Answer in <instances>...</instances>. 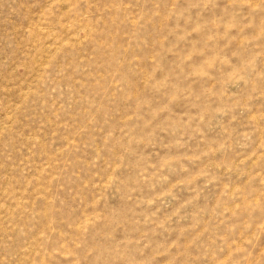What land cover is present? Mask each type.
Wrapping results in <instances>:
<instances>
[{"label":"rangeland","instance_id":"374dc122","mask_svg":"<svg viewBox=\"0 0 264 264\" xmlns=\"http://www.w3.org/2000/svg\"><path fill=\"white\" fill-rule=\"evenodd\" d=\"M0 264H264V0H0Z\"/></svg>","mask_w":264,"mask_h":264}]
</instances>
